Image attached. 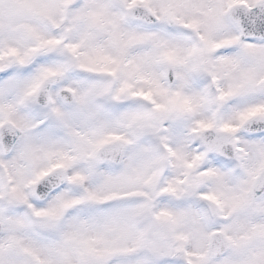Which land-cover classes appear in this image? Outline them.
<instances>
[{
    "label": "clouds",
    "instance_id": "clouds-1",
    "mask_svg": "<svg viewBox=\"0 0 264 264\" xmlns=\"http://www.w3.org/2000/svg\"><path fill=\"white\" fill-rule=\"evenodd\" d=\"M0 264H264V0H0Z\"/></svg>",
    "mask_w": 264,
    "mask_h": 264
},
{
    "label": "snow or ice",
    "instance_id": "snow-or-ice-1",
    "mask_svg": "<svg viewBox=\"0 0 264 264\" xmlns=\"http://www.w3.org/2000/svg\"><path fill=\"white\" fill-rule=\"evenodd\" d=\"M255 111H258L257 109H254L251 113H249L250 115L251 114H254L255 113ZM37 215H40V213H37ZM10 246H11V243H10ZM23 251H25V252H29V249H27V248H23L22 249Z\"/></svg>",
    "mask_w": 264,
    "mask_h": 264
}]
</instances>
